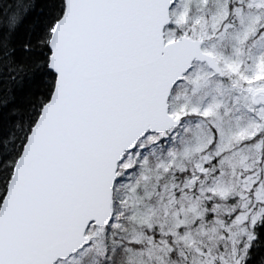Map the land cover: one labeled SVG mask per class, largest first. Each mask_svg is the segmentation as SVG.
<instances>
[{"label":"snow or ice","instance_id":"1","mask_svg":"<svg viewBox=\"0 0 264 264\" xmlns=\"http://www.w3.org/2000/svg\"><path fill=\"white\" fill-rule=\"evenodd\" d=\"M0 264H264V0H0Z\"/></svg>","mask_w":264,"mask_h":264}]
</instances>
